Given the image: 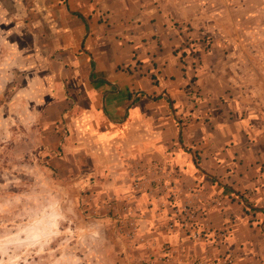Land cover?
I'll use <instances>...</instances> for the list:
<instances>
[{
    "label": "crops",
    "instance_id": "crops-1",
    "mask_svg": "<svg viewBox=\"0 0 264 264\" xmlns=\"http://www.w3.org/2000/svg\"><path fill=\"white\" fill-rule=\"evenodd\" d=\"M0 14V55L45 131L68 124L94 209L162 264H264L263 67L212 64L215 40L191 54L210 28H188L179 0H0Z\"/></svg>",
    "mask_w": 264,
    "mask_h": 264
},
{
    "label": "rangeland",
    "instance_id": "rangeland-1",
    "mask_svg": "<svg viewBox=\"0 0 264 264\" xmlns=\"http://www.w3.org/2000/svg\"><path fill=\"white\" fill-rule=\"evenodd\" d=\"M179 9L188 28L192 23L199 31L210 28L205 38L197 33L200 41L192 40L191 54L208 52L215 40L223 57L210 58L212 64L221 61L231 72L238 58L234 53L241 52L242 67L264 68V0H179ZM258 51L262 56L255 57ZM196 58L194 63L201 59ZM5 61L0 55V264H162L157 252L137 248L106 208L94 209L97 177L83 176L74 156H64L63 147L71 141L68 124L58 119L46 132L47 114L35 107L36 93L20 90L23 72L10 70ZM260 76L245 78L260 84ZM194 96L202 97L199 91ZM192 232L200 233L196 241L206 234ZM220 261L233 264V257ZM200 262L197 258L195 264Z\"/></svg>",
    "mask_w": 264,
    "mask_h": 264
},
{
    "label": "built area",
    "instance_id": "built-area-1",
    "mask_svg": "<svg viewBox=\"0 0 264 264\" xmlns=\"http://www.w3.org/2000/svg\"><path fill=\"white\" fill-rule=\"evenodd\" d=\"M192 237L195 238V239L199 238L200 237V233L199 232L192 233Z\"/></svg>",
    "mask_w": 264,
    "mask_h": 264
},
{
    "label": "water",
    "instance_id": "water-1",
    "mask_svg": "<svg viewBox=\"0 0 264 264\" xmlns=\"http://www.w3.org/2000/svg\"><path fill=\"white\" fill-rule=\"evenodd\" d=\"M247 207H249L245 202H243Z\"/></svg>",
    "mask_w": 264,
    "mask_h": 264
}]
</instances>
